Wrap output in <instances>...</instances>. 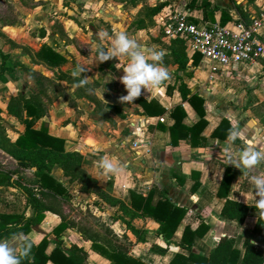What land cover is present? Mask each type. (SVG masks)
<instances>
[{
	"label": "crops",
	"instance_id": "crops-1",
	"mask_svg": "<svg viewBox=\"0 0 264 264\" xmlns=\"http://www.w3.org/2000/svg\"><path fill=\"white\" fill-rule=\"evenodd\" d=\"M188 1L177 0L174 4L165 1L166 4L154 15L151 25L140 29L134 28L133 25L132 33L134 34L131 32L125 34L133 39V36L144 30L154 29L156 32V37L149 39L147 43L136 42L142 47L162 52L159 63L167 69L169 75L159 86L144 88L140 97L146 101L156 100L165 109L162 114L154 116L145 114L136 98L131 103L121 101L120 98L126 94V90L119 78L127 64V57L116 56L99 61L96 54L98 47L104 49L110 47V40L106 38L103 44L92 41L89 61L72 49L76 63L86 67V73L99 74V78L102 79L100 92L96 93V98L87 96L85 103H79V106L86 109L85 113L77 109L78 111H73L72 114L68 112L64 120L50 116L46 119L44 126L49 134L64 139L65 150L81 157V167L94 180V184L90 191L84 192L80 189L79 183L69 182L60 167L54 165L50 171L51 176L68 190L66 198H58L61 214L46 211L44 219L33 226L25 236L1 240L0 244L6 245L13 255L16 254L25 237L38 242L46 236L49 239L47 251L51 250L54 247L51 231L63 219L69 223L60 237L66 248L72 244L81 247L86 252L87 264H101L102 259L110 264L106 258L91 249V241L82 236L78 227L84 226L101 235L102 233L84 221L80 222L78 219L68 217L63 210L65 203L87 197L89 206L93 208V214L94 211L98 216L111 212L108 218L117 230L111 229V226V228L105 226L106 234L109 235L106 238H111L118 246L126 249L128 255L146 264H168L176 253L187 256L189 251L177 244L186 225L193 230L196 228L199 230L202 225L207 227L202 236L195 235L192 241V250L205 257L209 256L221 237L234 239V247L239 250L240 258L244 253L245 238L256 245L264 256V228L259 233L253 232L255 222L260 215L256 209L249 210L241 224L235 220L226 219L220 214L227 198L253 207L254 196L250 177L264 176V127L251 111L253 105L264 99V61L251 65H238L235 69L214 70L230 80L226 85L215 84L214 72L212 73L208 65L200 58L194 64L193 52L186 46L185 66L179 67L172 60L169 48L172 38L158 32L161 26L157 20L158 15L163 11L176 9L186 11L189 18L196 22L221 23L223 19H227L226 23H229L241 17L239 8L248 14V18L263 12L264 0H208L210 8H214L212 14L208 13L209 8L205 11L200 6L186 8ZM200 1L197 0V5H200ZM9 27L8 24H3L1 32ZM262 32L264 35V28ZM1 51L4 52L2 49ZM4 53L8 55L6 63L10 65L8 62L10 55L7 52ZM88 63L94 64L96 69L88 68ZM9 81H0V83L5 84ZM181 88L188 91L187 98H182ZM99 94L103 97L102 99ZM191 95H197L202 99L206 125L195 135L194 141L197 146H192L190 137L187 136L179 138L177 144L172 145L169 126L173 124L174 119L170 116V111L175 106L182 107L186 114L182 120L183 124L191 126L199 119L195 108L187 100ZM9 100L10 96L6 102H0V114L4 113L16 119L7 113ZM43 117L44 115L37 120L39 121L37 126H35L37 121L35 122V128L42 124ZM222 119L229 124L231 129L229 134L233 130L239 131L240 136L237 139L229 141V134L226 138L212 135ZM18 122L20 123L19 120ZM20 125L19 131L14 133L13 137L9 136L2 124L1 127L5 136L13 141L24 130L23 124L20 123ZM223 132L224 130L220 131V134ZM246 149H254L260 154V162L253 169L245 170L227 163V155L234 156L235 153ZM0 153L9 157L17 168L10 156L1 150ZM102 159L110 160L114 170L104 173L98 167V162ZM0 164L3 166V163L0 162ZM226 168L230 170V184L226 195L218 196L217 192ZM26 170L34 180L29 169H21L22 174L24 175ZM97 189L121 200L127 206H130L131 191L142 196H146L151 191L152 204L165 197L173 205L184 207L185 214L172 236L174 242L163 253L150 249V245L164 246L162 235L158 234L159 223L151 217L132 218L131 225L139 229V234L144 236L145 242L139 240L126 227L120 216L122 213L115 206L104 202L99 206L95 202L100 201L95 193ZM0 193V213H10L12 211L10 202L16 192L13 188L0 186ZM46 264L53 263L48 261Z\"/></svg>",
	"mask_w": 264,
	"mask_h": 264
},
{
	"label": "trees",
	"instance_id": "trees-1",
	"mask_svg": "<svg viewBox=\"0 0 264 264\" xmlns=\"http://www.w3.org/2000/svg\"><path fill=\"white\" fill-rule=\"evenodd\" d=\"M131 7L138 4L141 9L137 12L133 20L134 28H145L153 23V17L166 4L165 2L148 5L144 0H128ZM197 0H189L186 8L200 6L204 11L212 14L214 8H210L208 0H201L197 5ZM240 15L248 20V14L240 9ZM227 16H225L226 18ZM190 19V18H189ZM238 18L233 19L236 21ZM191 20V19H190ZM194 21V20H192ZM227 19H223L221 24H226ZM196 22V21H194ZM44 32L42 31V34ZM185 43L180 38H172L170 41V56L179 67L185 66L187 59L185 53ZM96 49V54L99 50ZM196 53V55H195ZM8 55L0 49V81L15 80L17 73L34 74L32 68H29L21 62H13L7 65ZM34 62L54 70L67 62L64 53L56 49L51 44L42 43L39 48L32 53ZM200 58L197 52H193V63H197ZM264 70V65H263ZM62 78H67L68 82L87 86L86 83H80L81 78L72 75L60 73ZM43 81L49 82L50 79L44 76H38L35 79L36 91L30 96L15 95L11 96L7 105V113L15 117L23 124L24 130L18 134L15 140L10 141L3 131L0 124V150L10 156L16 163L17 168L14 171H7L0 166V186L10 187L15 190L13 200L10 202L12 211L10 213H0V241L15 236L26 235L30 229L39 224L45 217L46 211L60 213L58 198H66L68 190L57 179L53 178L50 171L54 165L62 170L64 176L69 182L75 181L80 184V189L84 192L91 190L94 180L82 169L81 157L65 150L64 139L53 136L48 133L46 126L41 124L38 128L34 124L44 115V103L41 97H47L46 86L43 87ZM187 90L181 88L182 98H187ZM137 102L143 108V112L149 116L159 115L165 112V109L152 99L144 100L142 97L136 98ZM195 108L199 119L191 126L182 123L185 112L179 105L170 111V116L174 122L169 126V134L172 145L177 144L179 138L190 137L191 145H195V135H197L206 125L204 119L205 111L202 108V99L197 95H191L187 99ZM252 114L264 127V99L251 107ZM224 130L222 134L220 131ZM230 127L225 119H222L212 135L226 138L230 132ZM21 169H29L34 176L31 184H25L20 181L23 177ZM15 176V177H13ZM231 180L230 170L226 168V173L221 180L218 196H225ZM100 201H95L99 206L104 202L110 206H115L122 214L121 219L126 227L130 229L139 240L145 242L144 236L139 234V229L131 225L132 218L136 216L151 217L159 223L158 234L162 235L164 246L150 245V249L163 253L168 246L173 243V234L181 221L186 209L173 205L167 198L162 197L154 204L151 203L152 192L142 196L135 192H130V206L125 205L121 200L114 198L101 190L95 191ZM255 209L243 203L226 199L222 208L221 216L235 220L241 224L249 210ZM126 217V218H125ZM69 223L61 220L51 231L53 235L54 247L47 251L49 239L43 236L38 242H33L25 237L20 243L15 256L19 264H46L50 261L53 264H87L86 252L77 245L65 247L61 240L62 232ZM264 228V215H259L254 228V233H259ZM82 236L91 241V249L106 258L110 264H146L142 260L127 254L126 249L115 244L111 238H106L98 232L79 226ZM207 227L202 225L200 229H191L186 225L177 244L179 247L189 251V254L183 255L176 253L168 264H263L264 256L261 250L251 243L247 238L244 239V253L240 258L239 250L234 247V239L230 237H221L208 257L192 250V241L195 235L202 236ZM24 252L23 255L21 253Z\"/></svg>",
	"mask_w": 264,
	"mask_h": 264
},
{
	"label": "rangeland",
	"instance_id": "rangeland-1",
	"mask_svg": "<svg viewBox=\"0 0 264 264\" xmlns=\"http://www.w3.org/2000/svg\"><path fill=\"white\" fill-rule=\"evenodd\" d=\"M165 1L174 4L177 0H144L148 5ZM141 5L131 7L128 0H0V49L9 53L8 62L10 64L19 61L30 66L34 71L32 75L18 72L15 80H10L5 84L0 83V102H6L11 95H32L36 91L35 79L38 76H44L50 79V83L43 81L42 84L43 87L46 86L48 92L47 97H41L45 109L41 122L43 125L50 116L64 120L67 118L68 112L72 114L73 111L80 110L85 113L86 109L79 106V103H85L87 96L97 97L96 93L100 92L102 79L95 71L96 74L86 73L87 68L76 63L72 49L78 51L81 56L89 61L90 43L94 41L96 44H100L102 39L106 41V37L101 38L99 36L101 30L106 31L113 38L117 33L131 32L134 34V32L132 33L133 19L141 9ZM3 24H8L10 27L1 32ZM154 31V29L141 31L133 36V39L139 43H147L149 39L156 37ZM158 32L165 36L161 28ZM143 39H145L144 42ZM42 43L55 46L66 55L67 62L54 70L34 62L32 53ZM87 65L92 70L96 69L94 64L88 63ZM77 67L84 70L75 77L88 80L89 82H86L87 87L70 83L66 77L60 76V73H65L67 76L72 75ZM207 67L210 69L209 66ZM213 76L215 84L223 83L226 85L230 82L217 72H214ZM99 95L102 99L101 94ZM0 123L7 129L10 137H13L21 126L18 120L10 118L4 113L0 114ZM38 124L39 121L36 122L35 126ZM0 162L3 163V166L0 164L1 168L9 172L16 170L14 162L1 153ZM20 181L22 183L32 182L28 170L24 172ZM87 199L85 197L79 201L74 200L65 203L63 205L64 212L70 218L78 219L80 222L84 221L91 227L97 228L102 235L105 233V237L109 236L106 234L107 228L105 226H111L112 228H110L116 231L117 228L110 223L108 218V214L111 212L98 216L97 212L94 211L93 214V208L89 206L90 203ZM100 263L108 264L103 259Z\"/></svg>",
	"mask_w": 264,
	"mask_h": 264
},
{
	"label": "built area",
	"instance_id": "built-area-1",
	"mask_svg": "<svg viewBox=\"0 0 264 264\" xmlns=\"http://www.w3.org/2000/svg\"><path fill=\"white\" fill-rule=\"evenodd\" d=\"M157 20L165 37L182 39L212 71L264 61V12L221 24L194 22L186 11L167 9Z\"/></svg>",
	"mask_w": 264,
	"mask_h": 264
},
{
	"label": "clouds",
	"instance_id": "clouds-1",
	"mask_svg": "<svg viewBox=\"0 0 264 264\" xmlns=\"http://www.w3.org/2000/svg\"><path fill=\"white\" fill-rule=\"evenodd\" d=\"M101 38L110 40V47L101 48L97 59L104 61L116 56H126L127 64L122 69L123 74L120 76V83L126 90V94L120 99L123 102L131 103L135 98L142 94L144 88L151 86L157 87L162 81L168 78L167 69L159 63L161 61L162 52L154 51L150 48L140 46L134 39L129 38L123 33H117L115 37H111L104 30L99 33ZM103 44V39L101 40ZM83 68L77 67L72 75H80ZM86 79L82 78L80 83H86ZM240 136L238 130H233L229 134V141L235 140ZM260 154L254 149L237 152L235 155H227L228 164L245 170L253 169L260 162ZM98 167L104 173L114 170V165L110 160L102 159L98 162ZM250 183L253 186L254 205L253 207L264 215V176L252 175ZM24 252L21 253L23 255ZM0 264H19L18 258L13 255L12 251L3 244H0Z\"/></svg>",
	"mask_w": 264,
	"mask_h": 264
}]
</instances>
